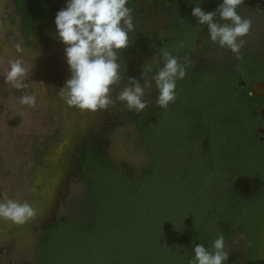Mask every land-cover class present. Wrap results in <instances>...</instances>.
Segmentation results:
<instances>
[{"label": "flooded vegetation", "instance_id": "flooded-vegetation-1", "mask_svg": "<svg viewBox=\"0 0 264 264\" xmlns=\"http://www.w3.org/2000/svg\"><path fill=\"white\" fill-rule=\"evenodd\" d=\"M9 1L10 6L8 0H0V4L3 2L0 6V76H3L1 63L4 60L31 59L33 67L29 77L24 78L27 86L14 90L19 101L27 94L43 104L49 115L44 116L47 124L44 121L39 127L48 130L50 139H61L65 146L70 144V136L76 131L73 126L86 125L89 131L85 136V132L76 134L75 143L72 145L71 142L66 155L69 174L64 185L60 188V172L52 175L51 179L58 180L53 186L54 181L47 184V189H54L52 194L47 193L44 197L42 208L47 213L36 219L32 217L23 225L0 218V264H12L20 253L19 244L27 242L32 243L33 264H60L59 236L62 234L59 235L57 229L64 220L77 219L63 212L70 200V189L77 183L84 184L92 206L93 197L86 181L88 153L104 156L108 170L118 183L140 187L157 170V155L149 137L165 121L182 126L186 142L194 148L192 157L198 161L208 184L206 191L200 192L188 182L192 207L198 210V215H192L190 220H197L199 232L214 234L216 226L209 221L214 222L223 214L220 213L221 205L225 203L243 204L259 193L263 197L257 198L254 205L257 209L260 206L259 210L263 212L264 0H244L237 9L242 18L252 21L249 34L243 38L239 61L230 50L213 43L207 26L197 24L196 18L191 16L195 6L213 12L221 0H128L127 7L131 10L135 28L129 33V47L119 55L121 81L112 89L114 104L95 112H84L67 105L61 89L71 78V72L65 58L66 45L56 33L54 18L66 0H41L44 6L37 2L29 5L28 0ZM217 22L226 23L219 20L218 14ZM164 51L181 63L185 57L192 61L185 78L177 81L175 102L165 109L158 108L153 85L145 90L148 107L140 113L129 111L116 101V95L129 77L140 79L141 84L145 79L151 80L162 67L159 61ZM9 113L7 89L0 94V114L7 116ZM20 118L12 112L7 120L9 125L17 126ZM64 123L68 127L62 131ZM121 126L135 131L138 143L147 149L151 160L147 168L126 162L115 165L111 136ZM77 137L80 138L76 140ZM55 151L47 157L48 162H53ZM38 153L40 158L44 156L40 151ZM179 190L177 188L176 196ZM248 213L249 210L245 216Z\"/></svg>", "mask_w": 264, "mask_h": 264}, {"label": "rangeland", "instance_id": "rangeland-1", "mask_svg": "<svg viewBox=\"0 0 264 264\" xmlns=\"http://www.w3.org/2000/svg\"><path fill=\"white\" fill-rule=\"evenodd\" d=\"M2 5L3 2L0 6ZM10 5L8 0V6ZM65 5L63 3L61 9ZM9 24L8 20V31ZM8 61L1 63L3 76H0V94L3 95L4 90L8 89L10 109L7 116L0 114V203L9 199L21 204L28 203L36 210L33 216V219H36L39 215L47 213V210L42 208L45 205L44 197L54 191L53 187L47 189L49 181H54L52 186L58 181L51 179L52 175L60 172V188L67 180L69 168L66 155L71 149V142L72 145L75 143V135L85 132V136L89 129L86 125L78 124L76 128L73 126L76 131L70 136L68 146H65L61 139H50L48 130L39 127L44 121L47 122L44 116L49 115L43 104L40 101H35L31 106L19 104L16 90L5 81L9 70ZM22 62L26 70L25 77H29L33 63L27 58ZM16 102L18 105H15ZM12 112L21 117L17 126L9 125L7 120ZM67 127L64 123L62 131ZM126 129L121 126L111 136V152L115 165L126 162L139 168H147L151 163L150 154L138 143L137 133L128 127ZM181 130L182 126L171 125L165 121L151 132L149 138L157 155V170L154 175L140 187L127 183H107V188L110 187L113 196L107 199L104 209L99 213L101 222L97 232L101 236L88 238L79 232L72 233L73 246L63 253L69 256V260L60 264H104L100 259L113 248L121 247L119 252L122 255L124 252L133 251L134 248L139 250L146 240L152 247L154 238L151 236L158 233L161 236L155 239L161 246L176 244L182 238L185 231L184 221L192 215H198V210L192 207L194 204L188 194V182L194 184L200 192L206 191L208 184L200 172L198 161L192 157L194 148L186 142V133ZM64 138H67V135ZM39 151L44 155L42 158L39 157ZM54 151L56 155L53 156L52 164L47 161V157H51ZM177 188L180 189L178 200ZM87 191L86 186L80 183L70 189V200L64 209L61 208L64 215L89 222L90 209L93 211V208L90 207L91 197ZM31 248V242L19 244L20 253L14 257L12 264H33ZM230 250L246 253L248 243L245 237L237 236ZM93 251L97 253L94 255Z\"/></svg>", "mask_w": 264, "mask_h": 264}, {"label": "clouds", "instance_id": "clouds-1", "mask_svg": "<svg viewBox=\"0 0 264 264\" xmlns=\"http://www.w3.org/2000/svg\"><path fill=\"white\" fill-rule=\"evenodd\" d=\"M243 3L244 0H221L213 12H205L201 6H195L191 11L197 24L207 26L210 40L219 48L230 50L238 61L242 59L243 38L252 27V21L242 18L237 12ZM127 4L128 0H66L65 7L56 13V33L61 43L66 45L65 58L71 72V78L61 88L67 105L95 112L114 104L112 89L121 81L119 55L129 47V33L135 28ZM217 14L219 20L226 23L217 22ZM159 63L162 67L143 84L140 79L129 77L127 84L116 95V101L124 104L129 111L140 113L148 107L145 90L154 85L158 108L165 109L174 103L177 81L185 78L186 69L192 61L185 57L184 63H181L177 57L164 51ZM25 76L26 70L20 59L9 62L6 82L16 89H23L27 86ZM19 102L31 106L35 97L26 94ZM34 215L28 203L21 204L11 199L0 203V218L17 225H23ZM193 253L190 264H227L229 260L223 235L213 241L211 248H206L204 244L195 245Z\"/></svg>", "mask_w": 264, "mask_h": 264}, {"label": "trees", "instance_id": "trees-1", "mask_svg": "<svg viewBox=\"0 0 264 264\" xmlns=\"http://www.w3.org/2000/svg\"><path fill=\"white\" fill-rule=\"evenodd\" d=\"M36 2L42 6L45 5L41 0L27 1L29 5H34ZM88 160L89 172L86 181L93 197L91 207H93L94 210L90 211L91 219L87 223L82 220L67 219L60 224L57 229V233L59 235L62 234L59 236L60 262H67L69 260V256L63 253L67 248L73 246L72 233L79 232L88 238L97 235L101 236L97 232L98 225L101 222L99 213L104 209V203L106 204L107 199L113 196L109 189L110 187L107 188V183H118L108 170V163L104 156H98L92 152L88 153ZM260 196L261 198L263 197L259 193L256 195L254 194L250 201L234 206L231 203L222 204V212L220 211V213L223 214L216 217L214 222L209 219V222L214 223L216 226V230L211 236L206 235L202 231H198L199 226L197 225V220L192 221L187 219L184 221V235L176 244L173 243L161 246L157 239H155L161 236L158 233L151 236L154 238L152 247L146 240L145 243L142 244L143 247L141 245L139 250L134 248L133 251L124 252L122 255L119 252L121 247H116L105 255L102 258L103 260L100 259V261H104V264H190L194 256L193 247L195 245L204 244L206 248H211L213 241L219 235H223L225 238V247L229 253L227 264L264 263V210L261 212L259 210L260 206L258 209L255 206L257 198H260ZM176 198L178 200L180 197L176 196ZM101 199H104V201H101ZM262 200L263 199H261V201ZM248 210V216H245ZM207 211L208 209L204 210V213ZM207 222L208 221H206V223ZM235 226L237 229H234ZM240 235L244 236L248 243V251L246 253L230 250L235 238ZM145 246L147 247L145 248ZM92 253L95 255L97 252L93 251Z\"/></svg>", "mask_w": 264, "mask_h": 264}]
</instances>
